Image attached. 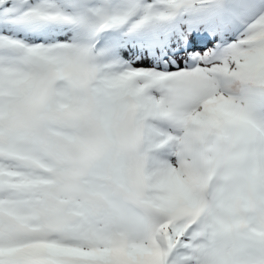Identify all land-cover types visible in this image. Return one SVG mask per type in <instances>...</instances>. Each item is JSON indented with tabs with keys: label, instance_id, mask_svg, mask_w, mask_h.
Wrapping results in <instances>:
<instances>
[{
	"label": "snow or ice",
	"instance_id": "6c2138e0",
	"mask_svg": "<svg viewBox=\"0 0 264 264\" xmlns=\"http://www.w3.org/2000/svg\"><path fill=\"white\" fill-rule=\"evenodd\" d=\"M0 264H264V0H0Z\"/></svg>",
	"mask_w": 264,
	"mask_h": 264
}]
</instances>
